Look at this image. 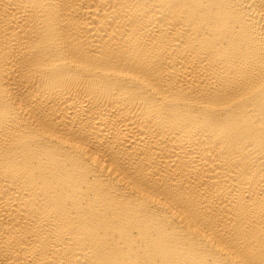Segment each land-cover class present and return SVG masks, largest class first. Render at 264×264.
Masks as SVG:
<instances>
[{"label": "bare ground", "instance_id": "6f19581e", "mask_svg": "<svg viewBox=\"0 0 264 264\" xmlns=\"http://www.w3.org/2000/svg\"><path fill=\"white\" fill-rule=\"evenodd\" d=\"M262 261L264 0H0V264Z\"/></svg>", "mask_w": 264, "mask_h": 264}, {"label": "snow or ice", "instance_id": "6c2138e0", "mask_svg": "<svg viewBox=\"0 0 264 264\" xmlns=\"http://www.w3.org/2000/svg\"><path fill=\"white\" fill-rule=\"evenodd\" d=\"M20 67H21V74H23V69H24V67H25V65H24V62L23 61H21V63H20ZM22 86V85H21ZM241 264H248V262H241ZM262 264H264V261H262Z\"/></svg>", "mask_w": 264, "mask_h": 264}]
</instances>
